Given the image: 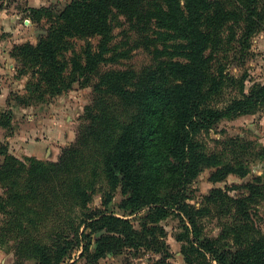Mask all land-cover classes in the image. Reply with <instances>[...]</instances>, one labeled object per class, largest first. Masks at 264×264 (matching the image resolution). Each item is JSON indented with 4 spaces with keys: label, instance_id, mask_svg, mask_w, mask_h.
I'll return each mask as SVG.
<instances>
[{
    "label": "trees",
    "instance_id": "1",
    "mask_svg": "<svg viewBox=\"0 0 264 264\" xmlns=\"http://www.w3.org/2000/svg\"><path fill=\"white\" fill-rule=\"evenodd\" d=\"M31 12L34 21H47V34L36 44L14 45L19 74L31 80L28 94L10 106L46 103L76 84L94 93L77 145L57 162L22 161L0 144V184L6 189L0 195V245L13 249L15 264H64L75 247L89 264L127 251H155L161 257L154 264H172L159 225L171 216L184 223L187 264H264V236L252 210L264 201V178L215 188L206 197L230 215L222 239L204 238L210 209L185 197L206 170H213V183L251 172L243 148L229 158L209 152L201 137L220 121L264 105V83L246 93L244 77L227 69L229 60L244 66L251 58L252 38L264 29V0H72L62 9ZM126 25L117 41L116 29ZM136 51L150 55L148 65L112 68ZM230 87H238V95L219 107ZM12 110L0 113L1 126L10 128ZM239 141L231 139L235 150ZM105 186L111 189L105 204L120 190L121 208L130 216L147 212L139 228L113 212L79 214ZM228 238L239 249L232 250Z\"/></svg>",
    "mask_w": 264,
    "mask_h": 264
},
{
    "label": "rangeland",
    "instance_id": "2",
    "mask_svg": "<svg viewBox=\"0 0 264 264\" xmlns=\"http://www.w3.org/2000/svg\"><path fill=\"white\" fill-rule=\"evenodd\" d=\"M72 0H0V85L6 94V106L0 110V113L13 111V119L10 128H5L0 125V144H8L11 155L25 161V158H32L20 152L19 148H13L11 141L16 137L20 128L32 129L36 125V121L40 118L41 111L48 107L55 116L61 118V121L70 128L72 133V142L66 146H55L50 155L38 160L48 163H55L61 157L63 152L70 146L77 145L80 136V127L86 122L83 120L86 107L91 104L93 99V89L91 87H83L76 84L73 90L53 98H48L46 103L32 105L29 107L12 108L17 96L27 95V86L31 78L20 76L18 67L20 64L11 56L15 44H23L31 42L36 44L40 39L47 34L48 24L46 20L36 22L32 19V9H42L54 7L58 9L64 8ZM125 22V18H122ZM129 25L123 28H118L115 31L116 40H122V31L127 30ZM124 39V38H123ZM251 58L242 66L235 61L228 63V71L242 79L244 77L245 90L248 93L251 87L256 83H264V29L253 36L251 46ZM150 55L144 51H136L130 60L122 62L120 65L112 68L126 69L133 67L140 69L148 65ZM238 87H230L225 89L221 96L219 107H224L231 99L238 95ZM49 97V96H47ZM31 109V110H29ZM16 110H20L17 112ZM37 111L33 121L27 119L32 115V112ZM23 119V122H22ZM68 122V123H67ZM70 122V125H69ZM34 125V126H33ZM204 141L209 152L223 151L227 157H231L235 151L240 153L243 148L242 155L245 163L250 166L251 172L248 176L240 178L236 175H230L226 180L213 183L211 175L213 170H206L199 178L190 184L185 193L187 203L196 206L197 208L208 207L210 213L203 218V234L204 238L222 239L225 235L224 231H228L230 226V215L222 214V205L220 203H209L206 197L212 189H226L232 185H240L253 180L254 177L264 178V105L252 113L240 115L237 117L226 118L217 123L213 129L203 135ZM239 138L238 145H241L237 150L231 139ZM12 148L14 150H12ZM234 148V151H233ZM232 150V152H231ZM241 154V153H240ZM36 158V157H34ZM5 161V157L0 155V168ZM111 192L110 187L105 186L103 189L98 187L93 193V199L88 204L86 209H79V214L82 216L85 213H92L96 210L113 212L119 217L132 219L136 227L139 228L143 213L130 216L129 212L121 208L123 196L120 190L113 191V198L105 204L106 193ZM6 189L0 184V195H5ZM237 192H231L235 196ZM253 210V220L256 224L258 235L264 236V201L257 205ZM81 219V218H80ZM159 225L166 230L167 236L164 238L167 249L171 254L170 261L172 264H187L185 260V252L188 246L184 235L186 233L184 223L180 218L168 217L160 221ZM84 230L82 225L81 232ZM94 241L91 245V252H94L100 237V233L94 234ZM232 237V236H231ZM226 239V238H225ZM224 239V241H226ZM233 239V238H232ZM232 239L228 238L229 247L232 250L239 249L234 244ZM49 240V239H48ZM82 249V248H81ZM81 249L74 248L70 254L72 257H67L64 264H89L88 261L81 256ZM196 255L192 256L194 259ZM161 257L155 251H144L140 254L127 251L124 255L108 254L101 258L96 264H154ZM213 262V261H212ZM0 264H15V255L13 249L0 245ZM197 264H205L203 261H197ZM212 264H216L213 262Z\"/></svg>",
    "mask_w": 264,
    "mask_h": 264
},
{
    "label": "crops",
    "instance_id": "3",
    "mask_svg": "<svg viewBox=\"0 0 264 264\" xmlns=\"http://www.w3.org/2000/svg\"><path fill=\"white\" fill-rule=\"evenodd\" d=\"M6 100V94L0 85V110L6 106ZM16 111L19 112L20 110ZM29 112H32V115L26 117L25 121L29 119L35 124L33 120L37 117V111ZM39 116L40 118L36 121L37 126L33 125L34 127L32 129L20 128V130L14 134L17 138L13 139L10 144L14 145L13 148H19L18 150L27 156L41 159L44 157L43 155L46 157L50 155L55 146H66L70 144L73 140V136L70 128H67V125L61 121V118L55 116L48 107L42 110ZM13 148L12 150H14Z\"/></svg>",
    "mask_w": 264,
    "mask_h": 264
}]
</instances>
